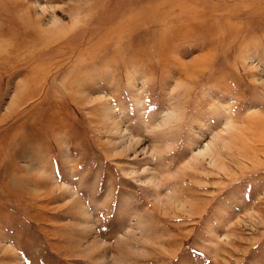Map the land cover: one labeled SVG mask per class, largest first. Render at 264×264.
Wrapping results in <instances>:
<instances>
[{
    "label": "rangeland",
    "instance_id": "rangeland-1",
    "mask_svg": "<svg viewBox=\"0 0 264 264\" xmlns=\"http://www.w3.org/2000/svg\"><path fill=\"white\" fill-rule=\"evenodd\" d=\"M0 264H264V0H0Z\"/></svg>",
    "mask_w": 264,
    "mask_h": 264
}]
</instances>
